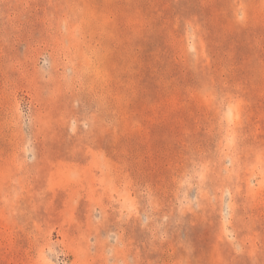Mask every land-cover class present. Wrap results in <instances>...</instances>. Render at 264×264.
<instances>
[{
	"label": "rangeland",
	"instance_id": "1",
	"mask_svg": "<svg viewBox=\"0 0 264 264\" xmlns=\"http://www.w3.org/2000/svg\"><path fill=\"white\" fill-rule=\"evenodd\" d=\"M0 264H264V0H0Z\"/></svg>",
	"mask_w": 264,
	"mask_h": 264
}]
</instances>
